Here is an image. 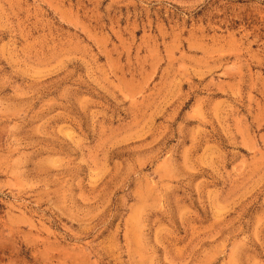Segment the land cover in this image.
I'll return each instance as SVG.
<instances>
[{"label": "rangeland", "instance_id": "rangeland-1", "mask_svg": "<svg viewBox=\"0 0 264 264\" xmlns=\"http://www.w3.org/2000/svg\"><path fill=\"white\" fill-rule=\"evenodd\" d=\"M0 264H264V0H0Z\"/></svg>", "mask_w": 264, "mask_h": 264}]
</instances>
